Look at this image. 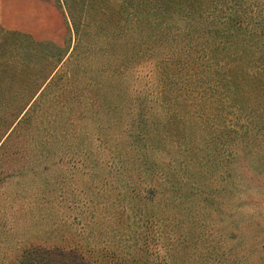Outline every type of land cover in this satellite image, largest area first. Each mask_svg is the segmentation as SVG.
Wrapping results in <instances>:
<instances>
[{
    "label": "trees",
    "instance_id": "obj_1",
    "mask_svg": "<svg viewBox=\"0 0 264 264\" xmlns=\"http://www.w3.org/2000/svg\"><path fill=\"white\" fill-rule=\"evenodd\" d=\"M56 2L66 21L63 48L35 42L25 34L0 27V106L10 107L8 111H0L1 146L13 137L16 126H29L25 119L32 101L47 84L56 80L55 76L71 52L76 58L71 65L74 69H68L60 77L62 90L87 93L91 96L92 105L99 102L95 96L103 88L112 87L117 91L114 99H118V103L111 107L109 102L108 107L119 110L121 114L127 110L126 118L122 116L117 120L121 153L125 151L130 157L140 153L151 154L152 148L148 145L150 137L154 136L165 139L158 142L163 147L168 142L167 150L180 147L186 138V123L180 118L182 132L178 125L182 111L194 116L195 133H205L199 141H193L192 150L180 147L187 156H195L201 142L211 149L212 144L223 141V136L231 139L228 141L234 146L231 154H237L239 146L264 145V0ZM156 45L161 60H155L151 74L147 73L154 77L155 86L151 91L146 85L138 88L141 79L129 78L131 63L151 61L149 58L157 51ZM98 56L103 60L95 68L94 82L91 75ZM136 82L137 88L131 87ZM15 92L22 95L18 97ZM152 102L160 107V122L157 116L153 118L152 114L157 113L151 106ZM68 113L71 115L70 110ZM83 113L81 111V116ZM14 123L15 127L9 132ZM213 128L220 130L213 131ZM211 132L215 136L212 137ZM139 140L142 144H138ZM170 167L171 164L167 165V169ZM133 176L135 181L131 182L130 176L124 195L134 213L140 216V224L128 252L118 250V246L114 250L108 247L99 249L107 246L103 237L118 235L115 224L107 228L108 219L116 221L118 210L111 217L99 214V209L95 214L89 213L91 201L84 200L80 204L78 200L74 202L66 197L61 188L62 178L56 180L58 188L52 198L60 210L68 205L66 216L63 211H57L58 217L54 219V212L50 214L47 208L39 216V231L51 234L53 241L35 240L33 228L29 226H32V221L37 224L39 217L23 220L26 231L32 232L29 239L22 240L23 249L17 255L1 257L0 264H159L153 256L156 242L162 237L157 232L155 235L153 224L156 223V215L145 208L153 200L165 198V192L161 191L157 176L151 175L149 178L153 177L152 180ZM69 180L72 182L73 178H67V182ZM47 185L43 182L39 191H45ZM30 187L28 195L33 196L32 184ZM94 189H101L100 184L85 190V195L90 194L91 198ZM91 216L94 220L90 223L88 219ZM50 219L54 220L52 228V224L47 225ZM92 223L98 227L97 239L102 244L92 251L89 247V251L80 250L77 246L84 245L79 236L88 231Z\"/></svg>",
    "mask_w": 264,
    "mask_h": 264
},
{
    "label": "rangeland",
    "instance_id": "obj_2",
    "mask_svg": "<svg viewBox=\"0 0 264 264\" xmlns=\"http://www.w3.org/2000/svg\"><path fill=\"white\" fill-rule=\"evenodd\" d=\"M0 27L59 48L64 47L67 33L64 13L56 0H0ZM154 47L157 51L149 58L151 61L131 63L129 78L141 79V84L136 82L131 87L146 85L151 91L155 86L154 77L148 74H151L153 62L160 61L161 56L157 45ZM75 59L71 52L55 76L56 80L47 84L31 102L25 119L29 126L16 128L14 123L9 130L11 132L15 127L13 137L3 146L0 144V258L17 255L23 249L22 240H28L32 233L26 231L23 220L36 219L44 208L49 209L50 214L54 212V219L58 217L57 211L64 214L69 211L66 204L63 209H58L52 198L58 188L55 182L62 178L61 188L66 197L74 202L78 200L80 204L84 200L91 201L89 213L95 214L98 209L99 214L107 217L113 216L116 210L119 213L116 221L108 219L107 228L115 224L118 235L103 237L107 246H101L102 241L97 239L98 227L93 223L79 236L84 246L76 244L79 240L75 246L83 251H89V248L92 251L98 246H101L99 249L114 250L118 246V250L128 252L135 241L140 216L130 207L124 195L125 186L130 176L133 182V175H138L149 180L157 176L161 191L165 192V198H157L145 208L156 215L155 235L157 232L162 237L155 245L153 257L157 263L264 264V145L239 146L238 153L231 154L230 150L234 148L228 143L231 139L220 133L223 136L221 143L216 142L209 149L201 142L195 156H187L180 147L192 150L193 141H199L205 133L199 129L200 133H195L194 116L182 111L178 118L186 123V138L180 147L167 150L168 142L163 147L160 143L165 139L154 136L149 139L151 154L130 157L125 151L121 153L117 120L122 116L126 118L127 110L121 114L111 108L118 103V99H114L117 91L112 87L103 88L102 94L95 96L99 102L92 105L89 94L62 90L60 77L68 69H74L71 65ZM96 59L91 75L94 82L95 68L103 57ZM15 95L20 97L22 93L15 92ZM151 106L157 113L152 114L153 118L157 116L160 122V107L154 102ZM1 109L8 111L10 107L0 106ZM81 111L84 112L82 116ZM190 124L191 128H188ZM178 125L182 132L181 120ZM219 130L213 128V131ZM212 133L211 136H215ZM138 144H142L140 140ZM41 152H44L43 157ZM147 172L153 177L149 178L151 175ZM67 178H73V181L67 182ZM43 182L48 185L45 191H39ZM96 183L101 189H94L91 198L90 194L85 195L84 191L92 189ZM30 184L33 196L28 195L32 189ZM146 186L149 189V185ZM93 220V216L88 219L90 223ZM53 221L50 219L47 225ZM40 224L39 217L37 224L32 221L29 226L33 228L35 240L52 242L51 234L39 231Z\"/></svg>",
    "mask_w": 264,
    "mask_h": 264
}]
</instances>
